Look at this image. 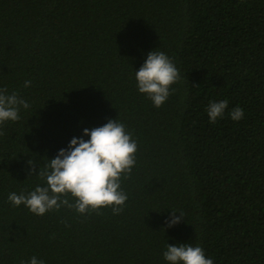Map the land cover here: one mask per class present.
Returning <instances> with one entry per match:
<instances>
[{"label": "trees", "instance_id": "obj_1", "mask_svg": "<svg viewBox=\"0 0 264 264\" xmlns=\"http://www.w3.org/2000/svg\"><path fill=\"white\" fill-rule=\"evenodd\" d=\"M154 50L180 73L160 108L135 79ZM0 89L30 105L0 126V264H169L168 244L264 264V0H0ZM109 120L138 145L123 212L9 202L44 185L30 160L38 174Z\"/></svg>", "mask_w": 264, "mask_h": 264}, {"label": "clouds", "instance_id": "obj_2", "mask_svg": "<svg viewBox=\"0 0 264 264\" xmlns=\"http://www.w3.org/2000/svg\"><path fill=\"white\" fill-rule=\"evenodd\" d=\"M135 79L138 91L146 94L154 106L160 108L167 101L171 86L179 81L180 73L165 53L154 50L135 72ZM30 86L31 81H25L24 87ZM228 106L227 100L211 102L206 109L210 122L223 118ZM29 107L18 93L9 95L7 89H0V126L8 121H18L21 108L26 110ZM229 115L238 122L244 118V110L237 106ZM83 135L90 139L72 138L68 148L61 149L55 158L48 159L46 165L39 168L38 174L36 163L30 160V176H38L44 185H37L27 195L13 192L8 197L9 202L14 207L24 205L37 216L59 211L61 207L75 209L81 215L90 212L99 214L105 208H111L113 214L123 212L128 197L121 189V179L130 176L136 164L137 142L126 131L125 125L117 120H109L91 130L85 128ZM171 213L169 227L184 220L183 213L179 217L177 212ZM163 255L169 264H214L211 258L206 257L202 247L191 244H168ZM29 264L45 262L33 256Z\"/></svg>", "mask_w": 264, "mask_h": 264}]
</instances>
